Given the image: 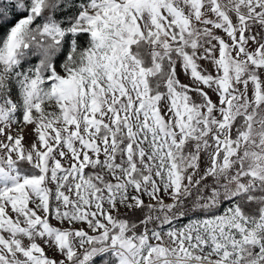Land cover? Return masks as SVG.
Masks as SVG:
<instances>
[{
    "label": "rangeland",
    "instance_id": "374dc122",
    "mask_svg": "<svg viewBox=\"0 0 264 264\" xmlns=\"http://www.w3.org/2000/svg\"><path fill=\"white\" fill-rule=\"evenodd\" d=\"M30 18L7 34L0 74ZM72 29L88 30L93 41L78 52L77 68H53L57 89L33 76L18 96L0 99V264H65L89 239L105 237L117 210L141 203L169 210L201 178L230 168L235 149L226 139L236 112L248 120L237 137L244 149L222 184L231 195L242 179L245 190L253 182L239 175L264 176V0H88ZM137 36L151 40L150 71L163 55L172 62L164 93L147 94L144 70L128 52ZM118 124L136 152L129 142L116 163L110 132ZM186 134L195 138L191 154L177 160ZM19 157L42 174L16 173L11 161ZM97 164L108 169L107 188L88 180V165ZM256 185L248 197L257 198ZM235 203L166 226L168 217L157 219L147 235L116 234L110 246L122 264H264L255 261L264 258V203L255 220Z\"/></svg>",
    "mask_w": 264,
    "mask_h": 264
},
{
    "label": "trees",
    "instance_id": "16d2710c",
    "mask_svg": "<svg viewBox=\"0 0 264 264\" xmlns=\"http://www.w3.org/2000/svg\"><path fill=\"white\" fill-rule=\"evenodd\" d=\"M87 1L41 0L39 8L33 10L34 0H0V50L5 44V38L10 29L20 19L28 15L31 17L26 27L25 38H22L21 43L14 49L12 62L6 68L5 73L0 74L2 78L0 79V99L7 101L10 97L18 96L17 92L20 85L23 84L26 78L33 76L34 78L38 77L39 80L46 77V83L51 84L53 91L54 87L57 89L60 82L57 74L53 71L54 67L62 66L67 68L70 66L77 68L79 66L76 60L82 61L83 57L78 55V52L85 51L93 40L88 30L72 29V24L81 7ZM44 25L57 27L61 30V34L55 37L44 32L42 30ZM151 45L150 38L141 36H137L128 43V52L139 61L140 66L144 70V81L149 96L164 93L167 90V79L172 71V62L166 55L158 58V66L155 71L149 70L153 64V55L150 51ZM53 95L56 96V92ZM247 121L244 112H236L230 118L226 144L235 150L233 151L234 153L229 155L228 163H231L229 169L228 165H225L219 170V173H216V176L208 174L201 178L193 187L182 193L175 203H171L169 210L164 208V206L161 209L159 205H156L153 210H149V205L144 203L117 210L114 213L113 226L105 232V237L99 240L89 239L88 244L71 255L65 264H122V259L110 246L112 236L116 234L123 237H130L136 234L145 236L148 232L150 233L148 223L157 224V219L170 218V215L175 213V208H178L179 210L176 212L182 215L176 217L177 222H180L194 216L201 217L217 214L222 211V207L225 204L235 201L242 215L253 220L257 219L261 210L260 206L264 203V199L260 196L264 194V176L255 178L248 172L239 175V178H242L243 175L253 177V182L249 184L248 190L254 186V182H257L255 190L251 191V194L257 198L248 197V190L239 192L237 195H227L228 187L222 184L224 177L231 178L233 171L238 168L237 160L242 154L244 147L238 146L237 137L241 131L246 129ZM110 139L114 143L112 156L116 163L120 161L118 159L120 156L119 152L123 151L129 142H132L131 146H133V151H135L134 146L136 145L134 141L127 133L120 130L119 124L110 132ZM194 141L193 135H185L175 152L177 160L191 154ZM11 167L16 173L21 175L40 176L42 174V170L39 167L24 157L11 161ZM86 172L92 188L108 187L109 174L107 168H101L98 164L94 166L88 165ZM139 172L140 170H134L133 168L134 177L137 178L141 175ZM209 196H212V199ZM168 223H165L164 226ZM259 233L260 239L264 241V230ZM94 248L96 251L91 252ZM245 261L248 260L246 259ZM255 261L262 262L264 258L262 256Z\"/></svg>",
    "mask_w": 264,
    "mask_h": 264
},
{
    "label": "flooded vegetation",
    "instance_id": "af4514ba",
    "mask_svg": "<svg viewBox=\"0 0 264 264\" xmlns=\"http://www.w3.org/2000/svg\"><path fill=\"white\" fill-rule=\"evenodd\" d=\"M229 166H230V164H229ZM242 181L244 182V187L246 189L247 188V184H246L247 181H244V179H242ZM245 189L241 190L240 188H237L236 187V184H235V187L231 188V192H232L233 195H237L239 193V191H242L243 192V191H245ZM177 210H179V209L178 208H175V213H173V215H170V218H168L169 221L167 220L169 222L167 225L178 221L176 219V217L179 216V215H181V214H179L178 212H176ZM164 222H161V224L164 223Z\"/></svg>",
    "mask_w": 264,
    "mask_h": 264
},
{
    "label": "water",
    "instance_id": "95a60500",
    "mask_svg": "<svg viewBox=\"0 0 264 264\" xmlns=\"http://www.w3.org/2000/svg\"><path fill=\"white\" fill-rule=\"evenodd\" d=\"M239 187H240L241 190H243V189H244L243 183H241V184L239 185Z\"/></svg>",
    "mask_w": 264,
    "mask_h": 264
}]
</instances>
